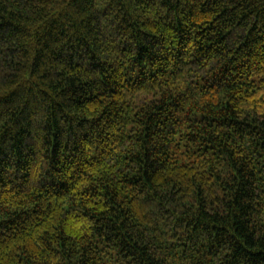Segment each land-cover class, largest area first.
<instances>
[{"label": "trees", "instance_id": "obj_1", "mask_svg": "<svg viewBox=\"0 0 264 264\" xmlns=\"http://www.w3.org/2000/svg\"><path fill=\"white\" fill-rule=\"evenodd\" d=\"M0 264H264V0H0Z\"/></svg>", "mask_w": 264, "mask_h": 264}]
</instances>
